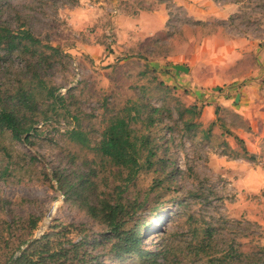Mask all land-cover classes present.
<instances>
[{
    "label": "rangeland",
    "instance_id": "rangeland-1",
    "mask_svg": "<svg viewBox=\"0 0 264 264\" xmlns=\"http://www.w3.org/2000/svg\"><path fill=\"white\" fill-rule=\"evenodd\" d=\"M0 23L58 49H40V74L63 98L55 110L39 106L47 119L28 140L0 134V264L46 232L76 240L72 225L97 240L87 248L95 264H139L114 257L107 227L84 209L85 199L117 197L142 203L133 215L151 223L144 246L166 248L167 264H204L194 248L206 229L215 253L248 254L232 264H264V0H0ZM24 61L0 51V84H19ZM128 101L169 117L151 132L164 163L124 187V170L67 131L77 127L95 145ZM193 103L202 108L190 130L175 108Z\"/></svg>",
    "mask_w": 264,
    "mask_h": 264
},
{
    "label": "trees",
    "instance_id": "trees-1",
    "mask_svg": "<svg viewBox=\"0 0 264 264\" xmlns=\"http://www.w3.org/2000/svg\"><path fill=\"white\" fill-rule=\"evenodd\" d=\"M40 49L50 51L51 56L58 54V49L44 44L28 28H13L10 25L0 23V51L3 55L19 54L25 57L24 67L26 77L19 84L11 87H4L0 84V134L8 132L14 139H29V132L37 130L34 126L38 119H47L46 112L40 114L39 106L43 102L55 110L63 107V98L55 94L56 88L49 86L40 74V67L46 63V54ZM202 105L193 103L189 106L177 107L176 113L179 120H182L185 128L196 127L194 119L199 116ZM163 108L155 107L147 102H130L121 111V114L112 117L101 132L99 141L92 145L86 133L77 127L67 131V137L74 143L88 149H94L107 161L125 171L122 178L123 186L132 182L142 170L149 171L153 166L164 163L159 155V143L152 133L155 125L162 123L165 117ZM187 115L188 118H184ZM141 123L139 130L135 124ZM215 121L210 122L211 127ZM152 132V133H151ZM242 149V155L249 160L254 156L249 155L241 139L237 138ZM5 171V170H4ZM58 186L63 189V182L60 176L54 175ZM78 189L82 177L79 176ZM83 182V181H82ZM72 187V184L69 186ZM86 213L94 220L104 224L108 231L107 238L112 239L109 251L114 257H135L139 264H161L159 258L167 264L169 262L168 251L160 247L157 250H150L144 246V232L149 227L148 220L135 214L136 201H123L117 197L114 199H101L94 202L83 201ZM154 214V220L157 219ZM31 219V218H30ZM30 233L35 229L37 223L30 220ZM76 230V240H71L68 233L56 231L64 242L51 239L50 232H46L39 238L29 241L25 248L17 249L19 254L13 257L11 254L6 264H95L94 256L88 252L90 245L95 246L97 240H89V234L79 225H72ZM80 228V229H79ZM69 229V228H68ZM70 232V231H69ZM209 230H205L203 238L195 244V254L205 257L204 264H232L242 256L248 258L233 248H229L220 254L210 250ZM23 240L21 243H26Z\"/></svg>",
    "mask_w": 264,
    "mask_h": 264
},
{
    "label": "water",
    "instance_id": "water-1",
    "mask_svg": "<svg viewBox=\"0 0 264 264\" xmlns=\"http://www.w3.org/2000/svg\"><path fill=\"white\" fill-rule=\"evenodd\" d=\"M173 68L176 70V72L178 71H184V72H187V68L183 65H173ZM238 97V96H237Z\"/></svg>",
    "mask_w": 264,
    "mask_h": 264
}]
</instances>
